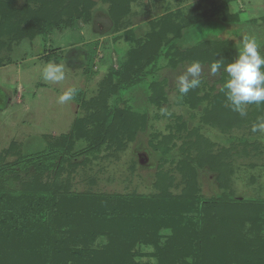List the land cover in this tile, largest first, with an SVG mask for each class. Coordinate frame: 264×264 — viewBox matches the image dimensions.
I'll use <instances>...</instances> for the list:
<instances>
[{"label":"trees","instance_id":"trees-1","mask_svg":"<svg viewBox=\"0 0 264 264\" xmlns=\"http://www.w3.org/2000/svg\"><path fill=\"white\" fill-rule=\"evenodd\" d=\"M16 1L0 0V52L12 41L49 34L61 24L75 28L80 19L93 20L100 27L105 24L106 30L127 15L133 0H101L110 5L108 19L102 21L92 15L94 0H26L21 6ZM224 5L218 13H228ZM232 17L213 20L223 26L218 31L209 27L211 18L189 21L182 29L167 18L154 22L153 30L131 51L129 62L113 69L112 78L119 80L112 86L118 105L106 108L102 119L94 123L91 118H78L69 133L49 141L44 149L0 165V264H264V198H239L231 189L203 195L198 167L210 166L220 173L221 181L226 175L222 184L226 188L233 168L230 161L227 169L229 161L226 164L222 154L211 151L212 144L195 130L188 134L195 138L182 148L186 158L178 163L184 180L179 193L171 189L173 176L166 174L159 176L158 192L149 194L76 192L59 185L56 178L54 183L44 180L48 174L59 177L66 164H76L72 161L77 157H96L114 142L121 148L124 138H134L145 129L146 116L120 108L119 101L157 72L163 56L174 66L186 60L226 65L235 59L236 39L245 35L247 22ZM248 33L264 37V30L261 34L249 28ZM96 44L89 46L90 70ZM262 46L259 51L264 55ZM227 78L222 68L219 87H213L211 95L200 96L193 89L180 98L193 109L207 101L203 122L225 129L254 124L264 117V104L250 105L243 117L227 106L222 91ZM154 89L151 102L161 106L166 94L158 86ZM226 119L230 123L224 125ZM174 137L169 134L152 143L163 158L176 146ZM80 140L86 144L77 148ZM193 151L196 156L191 155ZM225 154L229 158V150ZM31 172L30 179L23 178L22 173ZM145 247L152 251H143ZM143 255L153 260L141 262Z\"/></svg>","mask_w":264,"mask_h":264},{"label":"rangeland","instance_id":"rangeland-1","mask_svg":"<svg viewBox=\"0 0 264 264\" xmlns=\"http://www.w3.org/2000/svg\"><path fill=\"white\" fill-rule=\"evenodd\" d=\"M25 1L17 0L16 5L21 6ZM94 1L93 17L107 18L110 5L101 0ZM224 4L228 6V13H218V8ZM230 16H233L231 20L247 22L245 35L249 28L262 34L264 0H133L127 15L106 30L105 24L100 27L93 20L80 19L75 28L61 24L49 34L10 42V47L0 52V165L44 149L49 141L69 133L78 118H91L90 123H94L102 119L106 108L118 105L117 93H113L112 86L119 80L112 78L113 69L119 70L129 62L131 51L153 30L154 22L167 18L175 28L182 29L189 21L207 18L228 21ZM212 21L209 27H215L217 31L222 29L221 24ZM250 21L256 25L248 24ZM260 25L263 28H259ZM172 35L168 34V38ZM223 36L230 37L229 34ZM256 38L261 50L264 37ZM240 41L236 39L237 44ZM95 42H98L95 62L90 70L89 46ZM192 62L186 60L174 66L163 56L155 74L149 75L144 84L124 93L119 107L131 108L147 118L145 129L139 130L134 138H124L121 148L116 142L106 145L108 147L104 146L96 157H77L72 161L76 164H66L59 177L48 174L44 180L54 183L56 178L59 185L76 192L149 194L158 192L159 176L166 174L173 176L171 189L179 193L184 180L177 169L178 163L186 158L187 153L182 148H186V141L195 138L188 136L195 130L212 144L211 151L222 154L225 163L229 161L226 168L230 167V161L233 168L228 174L226 188L222 185L226 175L221 181L220 173L210 166L198 167L203 195L211 197L231 189L239 198H264V133H253V124L249 122L232 129L205 124L203 116L207 101L193 109L182 101L177 90V78ZM49 63L63 66V81L55 83L42 79L41 70ZM199 64L201 85L195 91L200 96L211 95L213 87H219L221 71L212 76L208 63ZM149 68L147 66L145 70ZM155 86L167 97L161 106L151 102ZM72 88L77 89L75 98L59 103V95ZM250 109V105L246 106V112ZM228 120L223 124L230 123ZM169 134L175 135L176 146L163 158L160 149H155L152 143L157 144ZM85 144L80 140L77 148ZM226 150H229V158ZM191 155L196 156L197 152L193 151ZM22 175L24 179H30L32 172ZM143 251L150 252L152 248L145 247ZM139 260L147 263L153 258L143 255Z\"/></svg>","mask_w":264,"mask_h":264},{"label":"clouds","instance_id":"clouds-1","mask_svg":"<svg viewBox=\"0 0 264 264\" xmlns=\"http://www.w3.org/2000/svg\"><path fill=\"white\" fill-rule=\"evenodd\" d=\"M260 44L253 35H244L236 46L235 59L226 65L222 62L210 64V74L217 75L221 69L228 74L222 91L227 100V106L241 117L246 116V106L264 104V55L259 51ZM201 66L198 61L190 63L184 74L177 78V90L181 96L201 85ZM41 77L46 82H61L65 79L62 65L45 64ZM77 89L72 88L62 92L58 102L64 104L72 101ZM253 133H264V117L258 118L251 126Z\"/></svg>","mask_w":264,"mask_h":264}]
</instances>
